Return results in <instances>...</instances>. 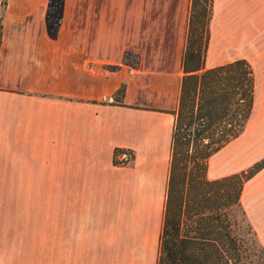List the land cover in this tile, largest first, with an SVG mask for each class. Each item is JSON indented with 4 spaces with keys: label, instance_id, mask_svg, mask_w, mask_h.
Returning <instances> with one entry per match:
<instances>
[{
    "label": "crops",
    "instance_id": "0c3cea01",
    "mask_svg": "<svg viewBox=\"0 0 264 264\" xmlns=\"http://www.w3.org/2000/svg\"><path fill=\"white\" fill-rule=\"evenodd\" d=\"M189 3L0 0V264H155ZM263 28L264 0H211L204 67L245 60L258 108L209 180L264 160ZM239 204L264 248V166Z\"/></svg>",
    "mask_w": 264,
    "mask_h": 264
},
{
    "label": "trees",
    "instance_id": "16d2710c",
    "mask_svg": "<svg viewBox=\"0 0 264 264\" xmlns=\"http://www.w3.org/2000/svg\"><path fill=\"white\" fill-rule=\"evenodd\" d=\"M210 14L211 0H190L155 264L258 262L235 235L232 211L264 160L218 179L206 177L208 159L243 132L254 94L245 60L204 67ZM131 60L136 56L125 52L123 62ZM123 93L121 85L112 100L119 103Z\"/></svg>",
    "mask_w": 264,
    "mask_h": 264
},
{
    "label": "rangeland",
    "instance_id": "374dc122",
    "mask_svg": "<svg viewBox=\"0 0 264 264\" xmlns=\"http://www.w3.org/2000/svg\"><path fill=\"white\" fill-rule=\"evenodd\" d=\"M262 32L263 33H261L260 42H258L259 48L253 47L252 49H250L249 47H244L243 49L242 56L251 61L253 60L255 63L258 56H262V54H264V28L262 29ZM257 108L258 107L255 106L251 114H255L254 111H257ZM232 221L234 222L235 235L241 240L244 246L256 252V259L258 261L257 264H264V250L262 249L263 247H261L257 243L254 234L246 223L240 208L233 209Z\"/></svg>",
    "mask_w": 264,
    "mask_h": 264
},
{
    "label": "built area",
    "instance_id": "2783aa9c",
    "mask_svg": "<svg viewBox=\"0 0 264 264\" xmlns=\"http://www.w3.org/2000/svg\"><path fill=\"white\" fill-rule=\"evenodd\" d=\"M131 74L132 72H129V75ZM117 159H118L119 165H125L131 161V155L128 151H123L117 156Z\"/></svg>",
    "mask_w": 264,
    "mask_h": 264
}]
</instances>
